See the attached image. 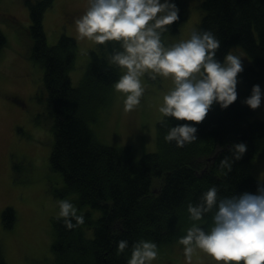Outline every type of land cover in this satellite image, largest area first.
I'll list each match as a JSON object with an SVG mask.
<instances>
[{
  "label": "trees",
  "instance_id": "1",
  "mask_svg": "<svg viewBox=\"0 0 264 264\" xmlns=\"http://www.w3.org/2000/svg\"><path fill=\"white\" fill-rule=\"evenodd\" d=\"M26 1L30 24L25 32L32 40L31 58L44 68L47 105L53 118L50 166L62 173V195L76 194L72 202L85 216V223L73 230L53 219V264H125L135 241L152 240L158 247L175 242L183 234L181 229L189 226L188 202H196L210 186H219L222 195L256 192L258 179L252 167L264 153V119L253 118L255 110L242 101L253 85L264 81V0H200L202 15L197 30H210L221 41L216 58L223 61L229 50L240 47L249 60L239 74L242 85H237V100L227 109L214 105L195 125L198 140L183 148L164 141L167 127L169 123L194 122L174 118L163 125L158 122V148L140 158L131 145L100 142L92 128L109 104L112 84L120 75L106 61L115 42L91 50L87 69L75 86L71 70L76 63V38L62 33L55 44L47 42L44 13L55 0ZM174 2L179 19L169 29L175 34L187 19L191 3ZM6 44L0 28V51ZM238 142L246 143L247 151L225 175L219 162L231 158V144ZM156 180L160 181L157 191ZM16 218L12 206L2 211L5 228L13 227ZM119 240L130 245L122 256L116 254ZM0 264H9L1 244Z\"/></svg>",
  "mask_w": 264,
  "mask_h": 264
},
{
  "label": "clouds",
  "instance_id": "2",
  "mask_svg": "<svg viewBox=\"0 0 264 264\" xmlns=\"http://www.w3.org/2000/svg\"><path fill=\"white\" fill-rule=\"evenodd\" d=\"M179 19L174 0H87V8L75 18L77 39L108 46L109 67L115 66L119 78L112 84L115 93L123 96L125 112L136 110L145 95V77L153 82L170 81L171 87L158 106L165 124L169 118L191 121L171 126L164 136L166 143L177 148L198 140L197 127L214 105L227 109L237 100L238 75L244 71L242 56L229 50L218 60L221 41L210 30H192L187 39L168 44L164 41L167 26ZM118 45V47H117ZM264 101V90L253 85L242 103L257 110ZM247 151L244 142L232 143L231 158L219 162L225 175ZM67 230L85 223L83 212L69 199L56 201ZM189 226L176 243L182 246L185 264H193L197 251L215 264H264V181L258 179L256 192L222 195L217 185L203 191L196 202L186 207ZM210 217V222H209ZM129 241L116 242V254L129 249ZM160 256L156 242L140 239L131 245L125 264H153Z\"/></svg>",
  "mask_w": 264,
  "mask_h": 264
},
{
  "label": "rangeland",
  "instance_id": "3",
  "mask_svg": "<svg viewBox=\"0 0 264 264\" xmlns=\"http://www.w3.org/2000/svg\"><path fill=\"white\" fill-rule=\"evenodd\" d=\"M189 2L188 17L179 32L174 34L167 26L169 32L163 37L166 43L187 39L192 30H197L202 15L200 0ZM86 8L87 0H55L43 19L49 45L55 44L62 33L77 40L76 63L71 70L75 86L87 69L91 50L97 46L77 39L73 21ZM29 10L26 0H0V28L7 37V44L0 51V244L9 264H53L52 221L59 212L56 201H72L77 195H62V173L50 166L53 118L47 105L44 68L31 58L32 40L25 32L30 24ZM231 51L242 56L243 65L248 63L240 47ZM238 81L241 86L239 75ZM142 82L146 92L136 110L125 112L122 94L113 91L109 104L92 123L100 142L116 147L131 145L137 158L158 148V106L171 87L167 80L153 82L145 77ZM260 86L264 90V81ZM253 118L264 119V101ZM252 174L264 180V153L256 158ZM155 185L157 191L160 181L156 180ZM7 206L15 209L17 217L11 228H5L2 222V211ZM159 250L160 256L153 264H185L182 246L176 241L161 245ZM193 264L215 262L197 251Z\"/></svg>",
  "mask_w": 264,
  "mask_h": 264
},
{
  "label": "bare ground",
  "instance_id": "4",
  "mask_svg": "<svg viewBox=\"0 0 264 264\" xmlns=\"http://www.w3.org/2000/svg\"><path fill=\"white\" fill-rule=\"evenodd\" d=\"M209 161V160H208Z\"/></svg>",
  "mask_w": 264,
  "mask_h": 264
}]
</instances>
